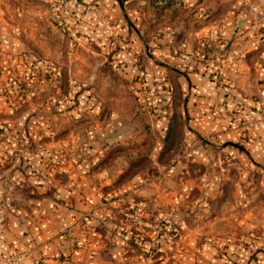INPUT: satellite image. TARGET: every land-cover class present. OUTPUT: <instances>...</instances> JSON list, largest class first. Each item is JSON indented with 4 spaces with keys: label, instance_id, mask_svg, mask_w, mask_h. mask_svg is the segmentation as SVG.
Segmentation results:
<instances>
[{
    "label": "rangeland",
    "instance_id": "obj_1",
    "mask_svg": "<svg viewBox=\"0 0 264 264\" xmlns=\"http://www.w3.org/2000/svg\"><path fill=\"white\" fill-rule=\"evenodd\" d=\"M122 2L140 36L124 62L117 40L102 48L71 34L65 5L58 23L46 0H0L30 54L0 66L8 111L0 141H19L0 150L35 156L15 165L28 183L21 197L44 199L53 213L72 209L65 264H248L244 252L264 259V156L251 160L226 134L198 129L192 120L206 100L179 80L204 69L225 90L209 111L253 125L228 108L238 100L223 68L234 37L254 21L249 2ZM150 56L162 62L158 78Z\"/></svg>",
    "mask_w": 264,
    "mask_h": 264
},
{
    "label": "crops",
    "instance_id": "obj_2",
    "mask_svg": "<svg viewBox=\"0 0 264 264\" xmlns=\"http://www.w3.org/2000/svg\"><path fill=\"white\" fill-rule=\"evenodd\" d=\"M247 2L254 21H246V27L239 30L234 37L223 68L230 77L226 79L232 86L229 87L230 97L238 100L236 105L233 102L229 103L228 108L232 106L238 108L240 111L237 113L243 116L244 120L252 121L253 125L240 123V118L231 120L229 115L226 118L214 116L209 111L208 103L222 99L225 90L215 85L204 69L190 72L179 80L191 96L196 94L198 98L206 100V103L199 105L197 117L192 120L197 123L198 129L207 133L217 132L223 138L226 134L228 143L244 152L251 160L263 163L261 156H264V125L258 109L259 103L264 104V0H246ZM64 9L67 29L78 39L97 42L103 45L102 48H107L110 43L117 40L118 57L122 62L129 60L127 56L130 58L135 56L132 53L137 51V40L132 37L135 34L139 36V33L134 27L132 30L128 26L131 25V21L122 1L67 0ZM21 11L17 10L16 16H22ZM12 15L6 13L0 15V66L15 61L27 62L30 57L19 34L23 29L14 25ZM161 64V61L155 62L152 57L148 61L147 67L151 68L149 71L154 72L155 78L159 77ZM253 99L256 100L257 111L251 107L255 104ZM1 107L0 114L8 112ZM213 113L219 114V111ZM18 143L17 139L2 140L0 148L16 147ZM17 150L21 152L13 155L2 154L0 150V253L9 255L25 251L27 261L31 260L33 257L30 255L34 254V258L41 259L40 264H65L67 260L62 259L63 253H70L74 244L64 233L67 227H72L74 218L72 209H66L64 213H53V207H47L46 200H25L21 197L22 187L28 183L24 182V172L15 165L22 162L23 168L31 164L35 156L25 154L23 149ZM27 168L28 172L29 166ZM21 179L24 181L21 182ZM36 201L42 202V205ZM36 211L44 213L40 215ZM249 254L242 253L241 263L264 264L261 254L251 259ZM227 264L235 263L233 261Z\"/></svg>",
    "mask_w": 264,
    "mask_h": 264
},
{
    "label": "built area",
    "instance_id": "obj_3",
    "mask_svg": "<svg viewBox=\"0 0 264 264\" xmlns=\"http://www.w3.org/2000/svg\"><path fill=\"white\" fill-rule=\"evenodd\" d=\"M67 0H48L50 9L53 15L56 17L58 23L63 22V16L61 14V8L65 5ZM0 258L6 264H40L41 259L39 257L32 258L31 260L27 261L25 254L21 252H14L9 255H1Z\"/></svg>",
    "mask_w": 264,
    "mask_h": 264
},
{
    "label": "trees",
    "instance_id": "obj_4",
    "mask_svg": "<svg viewBox=\"0 0 264 264\" xmlns=\"http://www.w3.org/2000/svg\"><path fill=\"white\" fill-rule=\"evenodd\" d=\"M120 1H122V0H120Z\"/></svg>",
    "mask_w": 264,
    "mask_h": 264
}]
</instances>
